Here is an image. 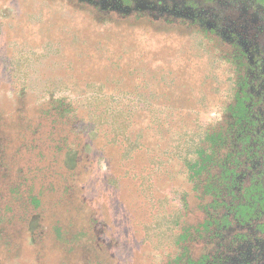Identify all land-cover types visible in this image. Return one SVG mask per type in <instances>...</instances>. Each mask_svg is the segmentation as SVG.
<instances>
[{
	"label": "rangeland",
	"instance_id": "rangeland-1",
	"mask_svg": "<svg viewBox=\"0 0 264 264\" xmlns=\"http://www.w3.org/2000/svg\"><path fill=\"white\" fill-rule=\"evenodd\" d=\"M235 48L187 21L0 0V264H211Z\"/></svg>",
	"mask_w": 264,
	"mask_h": 264
},
{
	"label": "flooded vegetation",
	"instance_id": "flooded-vegetation-1",
	"mask_svg": "<svg viewBox=\"0 0 264 264\" xmlns=\"http://www.w3.org/2000/svg\"><path fill=\"white\" fill-rule=\"evenodd\" d=\"M78 1L108 15L187 21L236 47L241 85L231 114V152L237 157L228 158L227 164L239 189L264 183V0ZM244 215L239 214L236 227L227 229L235 244L228 245L221 264H264V213L259 208L253 215Z\"/></svg>",
	"mask_w": 264,
	"mask_h": 264
},
{
	"label": "trees",
	"instance_id": "trees-1",
	"mask_svg": "<svg viewBox=\"0 0 264 264\" xmlns=\"http://www.w3.org/2000/svg\"><path fill=\"white\" fill-rule=\"evenodd\" d=\"M213 156L211 154L210 158L212 159ZM230 157L236 158L237 156L230 151L221 157L219 163L217 162L220 164L218 165V174L213 173V177L216 176L217 181L207 184L211 198L208 204V213L218 216L217 218L212 217L207 223L212 235V242L209 245L210 250H208L210 253L207 254L211 264L224 263L223 255L227 252L228 245L235 244L233 239L235 237H231L227 229L236 227L235 222L239 214H245L244 217H248L257 212L259 208L264 213L263 181L261 180L258 185H243L241 189H239V186H234L235 181H231L230 177L232 170H229L227 164V159ZM255 179L256 177H254ZM228 181H231V183L226 185ZM261 227L263 228V226Z\"/></svg>",
	"mask_w": 264,
	"mask_h": 264
}]
</instances>
